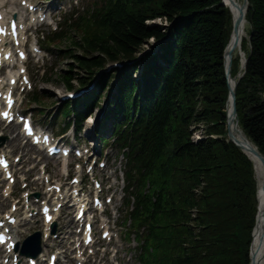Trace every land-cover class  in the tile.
Masks as SVG:
<instances>
[{
	"label": "trees",
	"instance_id": "1",
	"mask_svg": "<svg viewBox=\"0 0 264 264\" xmlns=\"http://www.w3.org/2000/svg\"><path fill=\"white\" fill-rule=\"evenodd\" d=\"M248 1L252 36L244 40L248 61L237 84L236 108L242 129L264 154V0ZM102 12L87 43L110 59L131 57L148 38L165 35L162 25L147 20L173 25L169 67L158 68L160 96L150 115L132 126L130 141L141 178L136 206L144 217L155 218L150 219L156 225L154 262L249 264L257 203L253 164L225 138L229 11L220 0H107ZM76 59L86 70L105 62L100 56ZM237 69L234 58L232 74ZM201 126L204 137L192 140ZM152 175L159 188L152 192L154 202L141 194L143 179Z\"/></svg>",
	"mask_w": 264,
	"mask_h": 264
},
{
	"label": "rangeland",
	"instance_id": "2",
	"mask_svg": "<svg viewBox=\"0 0 264 264\" xmlns=\"http://www.w3.org/2000/svg\"><path fill=\"white\" fill-rule=\"evenodd\" d=\"M246 29H247V33H248V24L247 23H246ZM247 35H245L246 38H248ZM63 45H65V43ZM75 50H76L77 53L83 52V50L81 48H78V49H75ZM95 53L96 52H91V51L89 52L88 51L87 55L88 56H93V54H95ZM236 56L238 57L239 60L241 59V56L239 54H237ZM70 64H74L73 59H71V58L68 59L67 57H65L64 61H58V59H57L56 63L54 64V66H56L58 70L56 71V73L54 75H50L52 77V82H50V83L40 82V78L39 77H35V86L40 88L39 91H40V93H41V95H42V97L44 99L41 103L39 102V105H42L41 106L42 109L44 107L46 109L50 108V111L54 110L53 108H55L57 103L55 105L53 103L54 102H58L57 93L64 92L61 80L58 78V72L65 71L66 69L70 68ZM46 67L49 68L50 64L47 65ZM75 70H77L79 73H82V70H80L79 68H75ZM33 106L34 105H32V107ZM195 125H193L191 128L194 129ZM197 126L199 127L200 125L198 124ZM204 135H205L204 127L201 126L198 130L194 131L193 136H192V140H196L197 141V140L203 138ZM111 159H112V161L110 160V165L115 166L116 173H117V179H118L116 181L113 178V181H112L113 189H112V191L114 193V196H116V207L119 208V207H121V200H119V195H120V191H121V188H122V179H121V172H120L122 157L119 156L115 160L114 156L112 155ZM54 173H55V171H54ZM129 241H130V237L128 238L127 243H129ZM132 244L136 245L135 242H133ZM131 246H133V245H131ZM124 247H126V244L124 242H122L121 248L123 249ZM130 264H138V262L135 260L134 252L132 254V259H131Z\"/></svg>",
	"mask_w": 264,
	"mask_h": 264
},
{
	"label": "bare ground",
	"instance_id": "3",
	"mask_svg": "<svg viewBox=\"0 0 264 264\" xmlns=\"http://www.w3.org/2000/svg\"><path fill=\"white\" fill-rule=\"evenodd\" d=\"M228 4L230 9L232 10V13L234 15L235 20L238 21L237 24V33L235 34V47L234 50H238L241 46L242 38L246 35V21L239 22L240 17V10L243 9L244 5L241 0H225ZM233 41V39H232ZM232 43V42H231ZM242 62H244L245 54L244 52H241ZM233 84V82H232ZM229 108H231V103L229 101ZM232 133L234 134L236 140L244 144V149L247 152V154L254 160L255 169H256V175L259 180L260 188L262 185L263 180V169L262 164L260 161L259 156H257L255 153H253V149L250 146L251 143L248 142L247 138L244 136V134L241 132V129L236 126V124L233 122L231 124ZM246 139V140H245ZM264 198V192L263 189H260L259 193V199L260 203L262 204ZM262 208V206H261ZM262 224L263 220L259 216L257 223L255 225V228L253 230V240H252V246H251V261L252 264H264V237L262 235Z\"/></svg>",
	"mask_w": 264,
	"mask_h": 264
},
{
	"label": "water",
	"instance_id": "4",
	"mask_svg": "<svg viewBox=\"0 0 264 264\" xmlns=\"http://www.w3.org/2000/svg\"><path fill=\"white\" fill-rule=\"evenodd\" d=\"M244 1L246 3V0H244ZM243 20H244V10L241 9L240 10L239 22L241 23ZM237 24H238V21L236 20L235 23H234V38H233V42L225 50V54H226V56L228 58V62H227V73H226L228 79L230 77V64H231L232 50L236 46L235 45L236 44L235 43V39H236L235 34L238 31L237 30ZM229 94H230V97H231V100H232V113H231V117L228 118V132H227V135H228V137H229L230 140L234 141L237 144V146H240L242 149H244V144H241V143H239L236 140L234 134L232 133V130L229 127L230 122L236 116V109H235V86L233 88H231L230 85H229ZM252 149H253V153H255L257 156H259L260 161H261V164H262L263 180H262V185H261V188L260 189L261 190L263 189V192H264V156L258 151V149L256 147H252ZM261 206H262V208H259L257 220H258L259 216L263 220V224H262V235L264 237V198H263V201H262V205Z\"/></svg>",
	"mask_w": 264,
	"mask_h": 264
},
{
	"label": "snow or ice",
	"instance_id": "5",
	"mask_svg": "<svg viewBox=\"0 0 264 264\" xmlns=\"http://www.w3.org/2000/svg\"><path fill=\"white\" fill-rule=\"evenodd\" d=\"M5 115H7V113H5Z\"/></svg>",
	"mask_w": 264,
	"mask_h": 264
}]
</instances>
